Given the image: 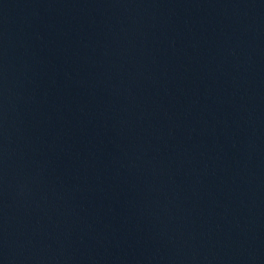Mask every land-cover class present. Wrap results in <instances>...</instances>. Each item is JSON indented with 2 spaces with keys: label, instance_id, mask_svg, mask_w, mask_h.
Instances as JSON below:
<instances>
[{
  "label": "water",
  "instance_id": "95a60500",
  "mask_svg": "<svg viewBox=\"0 0 264 264\" xmlns=\"http://www.w3.org/2000/svg\"><path fill=\"white\" fill-rule=\"evenodd\" d=\"M0 264H264V0H0Z\"/></svg>",
  "mask_w": 264,
  "mask_h": 264
}]
</instances>
